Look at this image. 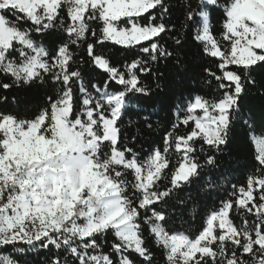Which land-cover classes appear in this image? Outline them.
Instances as JSON below:
<instances>
[{
  "label": "snow or ice",
  "instance_id": "1",
  "mask_svg": "<svg viewBox=\"0 0 264 264\" xmlns=\"http://www.w3.org/2000/svg\"><path fill=\"white\" fill-rule=\"evenodd\" d=\"M108 45L135 58L110 60ZM161 62L199 68L209 91L176 105L145 158L136 125L153 128L145 81L160 88ZM85 65L107 79L86 84ZM0 78L4 91L55 86L31 118L0 110V264L41 250L46 264H154L145 229L166 264H264V109L247 104L264 98V0H0ZM237 131L251 170L239 186ZM198 201L218 204L179 231Z\"/></svg>",
  "mask_w": 264,
  "mask_h": 264
},
{
  "label": "trees",
  "instance_id": "2",
  "mask_svg": "<svg viewBox=\"0 0 264 264\" xmlns=\"http://www.w3.org/2000/svg\"><path fill=\"white\" fill-rule=\"evenodd\" d=\"M171 2L178 5L180 0H171ZM222 2L223 0H221V3ZM97 31H99V29H97ZM164 42L170 44L167 37ZM101 51L106 54L110 60L116 62H123L125 60L130 61L135 58L132 51H126L119 46L114 47L108 45ZM81 55L84 59H87V55L83 51H81ZM196 63H199V61ZM157 67L159 68V71L164 74L159 81L160 88H155V83L151 78H148L145 81L152 85L155 94L145 102V107L148 111L142 114L150 116L149 123L153 124V128L151 130L145 129L143 120H140L139 124L136 125V128H138L140 132L135 145L136 150L145 158L152 151L154 146L162 145V138L165 131L170 130L172 123L175 122L176 118L174 112L176 110V105L180 104V106L183 107L185 103L188 100H191L195 95H206L209 91L208 85L204 83V78L200 75V69L197 67H192L187 74H178L170 64L166 65L164 62H161ZM84 70L86 71V84L88 80H91L92 83L101 84L107 79V74L103 70L88 67L87 65L84 66ZM3 82L11 83L10 80H4ZM54 87L55 86L49 84L44 87H13L8 91L0 89V95L9 96V98L15 96L18 101L16 105L9 104L0 106V110L11 111L14 114L20 115L21 118H31L33 110L37 109L44 103L45 95L53 94ZM201 89H203V91H201ZM247 104L250 108L255 109L256 114L258 115L260 110L264 109V98L253 93L250 95ZM129 118L136 121L139 119V115L135 112H130L129 116L125 117V120L127 121ZM127 131L130 137L135 133L136 129L128 128ZM179 131L180 134H185L187 129L181 127ZM228 151L239 161L237 166L238 170L233 173L231 183L238 186L243 185L245 184L246 178L251 170L246 167V165L250 164V153L245 146L243 133L241 131L235 133V138L229 146ZM128 179L131 180L132 177L129 176ZM222 192H224V194L220 198L225 199L227 198V193L231 192V189L227 188V185H225ZM182 195L183 194L181 193V196ZM217 204L218 201H198L195 205L191 202L188 203L184 208V223L182 225H177L178 230L185 231L188 229L191 234H196L201 228L207 212L216 207ZM189 213H191V215ZM145 237L147 246L154 254V264H166L163 249L154 243L153 239L149 236L147 229H145ZM109 239H111V237H109ZM46 254V251L41 250L29 255L28 259L31 260V264H46Z\"/></svg>",
  "mask_w": 264,
  "mask_h": 264
}]
</instances>
